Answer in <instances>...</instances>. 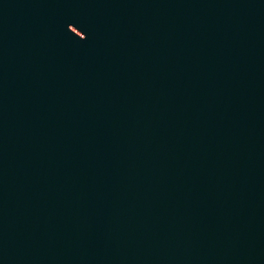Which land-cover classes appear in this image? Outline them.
Returning <instances> with one entry per match:
<instances>
[{
    "label": "water",
    "instance_id": "95a60500",
    "mask_svg": "<svg viewBox=\"0 0 264 264\" xmlns=\"http://www.w3.org/2000/svg\"><path fill=\"white\" fill-rule=\"evenodd\" d=\"M0 264H264V0H0Z\"/></svg>",
    "mask_w": 264,
    "mask_h": 264
}]
</instances>
